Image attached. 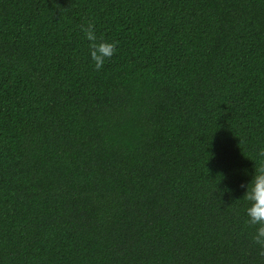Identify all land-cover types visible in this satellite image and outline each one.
<instances>
[{
    "label": "trees",
    "instance_id": "trees-1",
    "mask_svg": "<svg viewBox=\"0 0 264 264\" xmlns=\"http://www.w3.org/2000/svg\"><path fill=\"white\" fill-rule=\"evenodd\" d=\"M262 147L264 0H0V264H264Z\"/></svg>",
    "mask_w": 264,
    "mask_h": 264
},
{
    "label": "clouds",
    "instance_id": "clouds-1",
    "mask_svg": "<svg viewBox=\"0 0 264 264\" xmlns=\"http://www.w3.org/2000/svg\"><path fill=\"white\" fill-rule=\"evenodd\" d=\"M81 31L85 39L89 41V54L95 69L100 71L116 54L117 44L115 41L99 38L93 22L82 25ZM258 157V161L250 158L255 162V173L247 186L243 200L248 202L246 225L255 229L251 237L252 242L259 246V255L264 256V147L259 149Z\"/></svg>",
    "mask_w": 264,
    "mask_h": 264
}]
</instances>
